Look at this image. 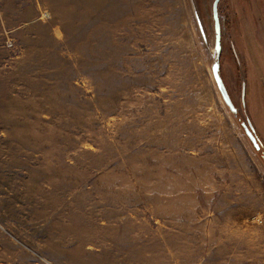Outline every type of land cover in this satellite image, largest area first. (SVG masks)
Instances as JSON below:
<instances>
[{
	"label": "rangeland",
	"instance_id": "rangeland-1",
	"mask_svg": "<svg viewBox=\"0 0 264 264\" xmlns=\"http://www.w3.org/2000/svg\"><path fill=\"white\" fill-rule=\"evenodd\" d=\"M212 3L0 0V264H264V0L218 1L236 113Z\"/></svg>",
	"mask_w": 264,
	"mask_h": 264
},
{
	"label": "water",
	"instance_id": "water-1",
	"mask_svg": "<svg viewBox=\"0 0 264 264\" xmlns=\"http://www.w3.org/2000/svg\"><path fill=\"white\" fill-rule=\"evenodd\" d=\"M218 1L219 0H213L212 3V15H213V19H214V31H215V45H214V49L216 52V59L214 60L212 63V72H213V76L214 79L216 81V84L219 88V91L224 99V101L226 102V104L228 105L229 109L233 112L236 113V107L233 104L227 90L226 87L223 83V80L219 74V61H218V57H219V51H220V36H221V31H220V22H219V17H218V10H217V6H218ZM244 91H245V84L244 82L242 83V89H241V102L242 104H245V99H244ZM241 125L243 126L247 136L249 137V139L251 140V142L253 143V145L258 148V141H257V137L253 134V131H255L254 125L251 123L250 120H248V123L246 124L245 122L241 121Z\"/></svg>",
	"mask_w": 264,
	"mask_h": 264
}]
</instances>
